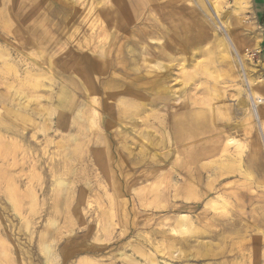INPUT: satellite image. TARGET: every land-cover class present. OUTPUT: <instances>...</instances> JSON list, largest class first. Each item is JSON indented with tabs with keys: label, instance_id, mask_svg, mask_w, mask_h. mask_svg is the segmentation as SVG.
Listing matches in <instances>:
<instances>
[{
	"label": "rangeland",
	"instance_id": "374dc122",
	"mask_svg": "<svg viewBox=\"0 0 264 264\" xmlns=\"http://www.w3.org/2000/svg\"><path fill=\"white\" fill-rule=\"evenodd\" d=\"M13 1L0 0V24L3 21L8 29L10 24L12 30L3 32L0 26V48L10 51L14 58L21 53L36 60L35 54L38 50L34 49L32 40L40 37L49 42L48 49L41 50L42 53L51 54L57 59L58 68L64 66L69 73H74V78L76 73L79 75L84 72L86 59L94 58L93 53L106 51L110 69L113 73H118L122 84L140 82L143 85L131 90L142 98L135 120L122 119L118 115L120 102L131 93L125 92L124 89L128 88L121 87L119 91L103 93L98 97L105 137L112 144L113 139L119 143L112 146L108 144L111 147L112 165H109L107 171L101 169L97 161L95 129L89 128V123L84 122L81 124L84 129L80 130V125L76 126L72 122L70 110L66 111V121L70 119L67 122L70 130L68 134L64 132L62 135L68 137V151L72 157L68 166L74 173L66 176L70 186L63 194L60 193L59 205L55 207L49 160L52 153L58 151L56 143L62 137L61 134H55L60 114L58 106L53 110L56 114L54 121L44 124L45 120L38 116L33 121L34 127H28L29 135L38 136L34 141L41 144L45 143L43 138L46 136L44 130L47 126L52 131L49 133L53 143L46 149L47 166L42 164L43 171L38 172L43 190L40 186L36 190L31 184H34V175L36 184L38 179V174H34L30 167L33 164L30 162L33 161L31 155L27 154V158L24 153L18 154L17 165L10 171L9 180L16 179L19 183H26L20 189L27 203L22 216H15L17 213L12 210L0 187V219L6 226L5 229H0V233H4L3 238L12 246L10 255L17 259L14 264H45L42 242L48 243L53 251L49 264H82L84 260L95 264H158L162 261L171 264H264V143L255 119L253 122L239 106L247 98L248 87L241 62L246 53L252 59L244 57L250 65V74L256 81L261 82L258 91L264 97V63L261 53L256 50L260 28L254 13L253 0H144V6L134 7L136 10L132 15H126V23L120 22V19L110 13L109 9L114 6L113 0ZM200 1L205 4L206 9H202ZM213 3L219 5L222 14L227 17L228 34L223 29H217L221 24L213 12ZM100 32L103 34L100 35ZM108 33L114 34L115 38L111 44L105 45L104 42H108ZM120 58L125 62L124 69L129 73L124 72L127 75L114 70L116 61ZM25 61L30 62L27 59ZM155 61H159L164 67L157 75L164 76L163 83L159 85L162 93H158V96L152 89L149 91L150 85L144 86L147 82L144 77H155L148 75L150 70L146 64L153 66ZM18 64V59H14L10 66ZM4 66L0 61V68ZM205 67L214 76H209L210 72L206 74L203 71ZM185 72H197V77L191 82L185 79L186 86L182 85ZM95 76L103 90L114 82L105 76ZM113 78L116 79V76ZM76 80V86L82 89L81 78L78 76ZM240 91L243 93L240 94ZM70 92L77 103L82 105L86 93L74 90ZM0 96L6 100L10 97L2 85ZM17 101L22 103L15 97H10L8 102L9 105H17ZM199 102L200 105H197ZM212 105L215 112L220 109L221 115H218L211 131L194 143L183 145L178 141L175 124L180 115ZM103 106L106 111L101 108ZM42 110V107H38L34 113L39 114ZM18 114L19 112L16 113ZM263 114L264 108L261 110L264 118ZM15 122L18 128L27 127L21 120L16 119ZM236 124H243V127L237 128ZM108 126L114 128L107 137L105 128ZM228 136L242 143L240 150L235 153L236 160H224L218 154L208 157L211 149L225 146L224 139ZM73 137H77L78 141L73 142ZM41 152L42 150H38L37 153ZM190 154L201 155V160L192 164L187 159ZM137 160L140 162H136ZM215 160L218 162H214ZM233 165L235 166L232 169ZM190 169H195L192 178L186 175ZM110 172L113 175L111 179L107 175ZM156 187L162 191L161 199L154 196ZM251 190L254 192H250ZM115 191L117 196H114ZM34 193L37 194L38 207L31 206L32 200L36 198ZM108 196L120 199L118 208L114 210L118 209V218L113 227L109 220L113 211L110 213ZM217 198L228 200L226 204L215 201L213 206L210 202ZM185 203H191L197 208L189 214L194 221L193 231L189 236L177 234L175 220L178 215L171 217L169 212L172 207ZM106 212L108 216L105 219L100 218V214ZM198 214H205L206 217L201 219ZM27 218L31 221L29 227L25 221ZM94 249L101 250L104 254L93 256L83 253Z\"/></svg>",
	"mask_w": 264,
	"mask_h": 264
},
{
	"label": "bare ground",
	"instance_id": "6f19581e",
	"mask_svg": "<svg viewBox=\"0 0 264 264\" xmlns=\"http://www.w3.org/2000/svg\"><path fill=\"white\" fill-rule=\"evenodd\" d=\"M207 1L211 2L212 0H207ZM113 2H114V6L111 7L109 9V11H110V13H112V15L114 17H116L117 19H120V22H123V23H126V18H128L126 15L131 16L132 13L136 10V8H134V7H142V6H144V0H113ZM105 3H107V2H105ZM171 4H172V2H171ZM199 5H202L201 6L202 9L203 8L206 9L205 8V4L204 3H201V1L199 2ZM212 9H213V12H214V14L216 16V19L221 24V26H218V23H217V26H218L217 29H223L228 34V32H229V29H228V20L226 19L227 17L222 14L221 7L219 5L213 3L212 4ZM10 12H12V9H11ZM131 19H133V18L131 17ZM136 19H137V16H136ZM160 23H161V21H160ZM0 26H1V29L3 30V32L8 29V26L3 21L1 22ZM9 29L11 30L10 24H9ZM113 29H115V28H113ZM68 34H70V33H68ZM99 34L102 35L103 33L101 34V32H100ZM77 35H78V33H77ZM27 36H28V34H27ZM106 37L108 39V42H104L105 45L111 44V42L115 38L114 34H111V33H108V35ZM123 37H124V35H123ZM131 38H132V36H131ZM68 40H70V39H68ZM32 41H33L34 49L35 50H38V51H36V54H35L36 60H33L30 57H26V56H24L21 53H18L17 54V58H14L13 54L10 51L3 50V49L0 48V61L3 62V66L5 65L3 68H0V85H2V86L5 87V91H6L7 95H8V97L9 96L10 97H15L18 100L20 99L22 101L21 104L18 103V101H17L16 102V103H18L17 105H14V103H10V105H9V102L8 101L10 100V97L8 98V100H6L3 96H0V187L3 190L4 197L7 199L8 203L12 207V210L15 213H17V215H15V216H19V215L22 216V212L24 210H26V209H24V206H25V204H27V203H25L24 197L22 196L21 190H20L22 188V186L24 184H26V183H19V181L16 180V179H11L12 180L11 181L8 178L11 175V173H10L11 169H13L17 165V156H18V154H23L24 153L26 156H27V154L28 155H31L30 158L33 157V161L30 160V162H33V164L30 165V167H32V169H33L32 172L34 174H38V179H37V184H36L35 183V181H36L35 176L36 175H34L32 177L33 178V181H34V184L33 183H31V184L33 186H35V189L36 190L38 189V186H40L42 188V190H43V187L41 186L42 179H40V177H39L40 176V173H38V172L39 171H43L42 164H45L47 162V159H46V152H47V150L46 149L47 148H50L51 143H53V142H51L53 140L50 138L51 137V134L49 133V131H51V129L50 128H47V126H46V129L44 130L46 136H44V138H43V140H45V143L38 144V142H35L34 141L36 139V137H38V136L35 137V134H33L32 136H30L29 135L30 133L28 131V127H30V128L34 127L33 121H35L38 116L40 118L42 117L45 120V123L44 124H46V122L49 123L50 121L51 122L54 121L53 119H54V116L56 114H55V111L53 112V110H55L54 108H56L58 106V109L60 110V114L58 116L57 128H56V131H55L56 133L55 134H61L62 135L64 132L66 134H68V132L70 130V127L67 124V122L70 121V119L68 121H66V111L69 109L70 112H71L70 115L73 118L72 119V122L74 124H76V126H77V124L80 125L79 126V129L80 130L81 129H84L83 126L81 125L84 122L89 123V128L95 129L96 138L94 139L95 140L94 142L96 144V147L98 148L96 150L97 161H98V163L100 165V168L107 171V169L109 168V165H112V164H110V161H111V150H110V148L111 147L109 148L108 144L110 146H112L113 144L115 145V143H117V144H119V143L118 142H115L114 139L112 138L113 139V141H112L113 144H112L111 141L110 140L108 141L107 138L105 137L104 130L102 129L103 128L102 127V124H103L104 121H102V118L100 116V113H101V112H99L100 108L98 109V107L101 106L100 105L101 103L99 104V102H98V97L101 94H103V93L110 94L111 92H114L116 90L119 91L121 87L128 88V89H124L125 92H131L132 89H135V88L138 89V88H140V85H142V83H140V82L139 83H132V84H129V85L122 84V81H121L122 79H121V77L118 76V73H113V71H111L110 65L108 64V61L106 60L107 59L106 58L107 57V53H106V51H104L102 53H93L94 58L89 57L88 59H86L87 60V65H86V67L84 69V72H82V74L80 73L79 75H78V73H76L75 76L76 77L79 76V78H81V82L80 83H82L81 84L82 89H80V86H76V81L77 80H76V77L75 78L73 77L74 73H73V75H72V73H69V70H67L66 68H64V66L58 68V62H57V59L56 58H54L49 53L48 54L42 53L41 50L48 49L47 48L48 47V43H49L48 40L47 39H41L39 37V38H34ZM12 44H13V42H12ZM26 46H27V44H26ZM88 56H90V55H88ZM101 57H102V59H100ZM244 57L245 58H248L249 60H252L251 59V56L249 54H247V53H246V55ZM244 57H243V59H242L241 62H242L243 68L245 70V84H247L248 90L246 91L247 92V98L245 100H242L240 102V105L239 106H241V109L243 111H245V113H246L245 115H247V117L249 116V117L252 118L253 122H254V119H255V122H256L257 127H258V130H259V134L261 135V138L263 139V143H264V118L261 115V110L264 108V97L258 91V89H259L258 87H261L260 86L261 85V82L256 81L255 78L252 77V75L250 74V65L246 63V60L244 59ZM235 58H236V56H235ZM11 59L13 61H14V59H18L19 64L16 65V66H13V67L10 66L11 65V62H12ZM25 59L29 60L30 62L29 63H26ZM155 63L156 64L153 65V66H150L151 65L150 63L149 64H146V66L148 67L147 69L150 70V72L148 73V75H152V76L154 75L155 77H152V78L144 77V79H147L146 80L147 82L144 83V86L150 85V87H148L149 88V91H150V89H152V91H154L155 94L157 93L156 95L158 96V93L160 95L162 93L160 91L159 85H161L163 83L164 76H163V74H160L159 76H157V75H158V71H163L164 67H163V65L159 61H155ZM124 68H125V62H123L121 58H120L119 61L117 59V61H116V67H114V70L120 71L122 73L125 71L128 74L129 72H127ZM2 71H3V73H2ZM203 71L207 74V72L208 73L210 72V69L208 67H205L203 69ZM125 72H124V74L127 75ZM9 74H12V76H10ZM95 74L96 75H99V76H105L107 78H110V80H112L114 82H112L109 85H107L105 87V90H103V88L99 85L98 78H96ZM184 74H185V78L183 79L184 81L182 83V85H184V86L187 85L185 79L188 80V82H191L192 79H195L197 77V72H195L194 74H190V73L185 72ZM210 75L211 76H214L212 72H210L209 76ZM113 76H116V79L113 78ZM138 79L140 80V78H138ZM157 88H159V89L157 90ZM70 89L71 90H74V92H81L82 94L83 93H86V97L84 96V101H83V104L82 105H80V104L77 103V101L75 100V97L72 96V94L70 92L71 91ZM56 91H58V92H56ZM239 93L241 94V93H243V91H240ZM108 97H110V96H108ZM114 99H116V98H114ZM164 99H166V98H164ZM13 101H14V99H13ZM141 101H142V98L139 95L135 94L134 92H131L130 95L126 96L124 98V100L120 102L121 108H120V111L118 113L119 118L121 117L122 119L135 120L136 115H137L136 112H137V109L139 108V106L141 104ZM196 102H198V101H196ZM200 102H199V104L197 103V105H200ZM207 102H210V101H207ZM208 106H210V105H208ZM38 107H42L43 110L41 111V113L35 114L34 112H35V110H37ZM101 108L103 109V111H106V109H105L104 106L101 107ZM87 109H88V111H86ZM218 109H219V107H218ZM17 112H19L18 115H16ZM218 112H215V110L213 109V105H212V107H209V108L207 107L206 109L197 108V109L189 110V111L183 113L182 115H180V117L178 118V121L175 124V134L177 135V136L176 135L175 136L177 137L178 141H180L184 145L185 143H189L190 144V143H194V142L202 139L204 136H206L211 131V127L214 125V123L217 122L218 115L219 116L221 115L220 109L218 110ZM224 114H226V113H224ZM115 116H116V114H115ZM15 117H16V119L21 120L24 124H26L27 127L18 128L16 126V122H15L16 119L14 120ZM175 120H177V119H175ZM40 121H43V120H40ZM238 126L239 127H243V124H238L237 125V128H238ZM113 128L114 127H112V126H108V128H105V131L107 133V137H108V133H110ZM227 128H228V126H227ZM97 132H100V133L98 134ZM55 137H56V135H55ZM58 139H59V137H58ZM17 140H19V141H17ZM72 141L73 142H77L78 141V138L77 137H73L72 138ZM67 142H68V137H66L65 135H62L61 141L59 143H56V148L58 149V151L56 153H52V157H50V160H49L50 161V177L53 179V188H51L52 191H53V195H54V198H53L54 201L52 200L53 201V207H55V205H59L58 203L60 201V197H61L60 195L63 194L62 192L65 189L68 190V188L70 186V181L66 179V176L68 174L71 175L72 173H74L73 171H71L69 169V166H68L69 163L72 161L71 160L72 157L70 155V152L68 151V148L69 147L67 145ZM119 142H121V141H119ZM126 142H128V141H126ZM224 142H225V146L224 147H222V148L215 147L214 149H211L209 151V155H207V156L208 157H212V156H216L218 154V155H220L219 158H221V159L222 158L223 159L224 158L234 159L235 153H237L238 152V149L241 148V144L242 143H240L236 138H233V137H230V136L226 137L224 139ZM89 148H90V146H89ZM38 150H42V152L40 154H38L37 153ZM30 152H31V154H30ZM130 153H131V151H130ZM132 155H133V153H132ZM194 155L195 154H192V155L190 154L187 159L189 161L193 162L192 164H197L201 160V155H197V156H194ZM27 158H28V156H27ZM236 158L234 160H236ZM224 160H226V159H224ZM146 161H148V159ZM176 161H177V159H176ZM136 162H138V160ZM214 162H218V160L217 161L215 160ZM223 162L225 163V161H223ZM235 163H237V162H235ZM175 164H177V163H175ZM215 164H218V163H215ZM203 166H204V164H203ZM205 166H206V164H205ZM234 166L235 165H233L231 168L233 169ZM221 168H219V169L221 170ZM237 168L238 167H236V169ZM177 169H179V168H177ZM219 169H217V170H219ZM226 171H227V169H226ZM228 171H229V169H228ZM240 171H241V169H240ZM194 172H195V169H190V170H188V172L186 173V175L189 178H192L194 176ZM232 174H234V173H232ZM239 174H240V172H239ZM107 175H108V178L109 179H111L113 177L112 172H110V174H107ZM67 177H69V176H67ZM219 179H221V178H219ZM29 180H28V182H29ZM31 182H32V180H31ZM42 185H43V183H42ZM45 186H47V184ZM189 187L191 188V186H189ZM155 189H157L156 192L152 190L153 192L156 193V195H154V196L156 197V199H159V198L161 199V197H162V191L158 187H156ZM26 190H27V187H26ZM32 190H34V189H32ZM198 192H196V193H198ZM250 192H254V191L251 190ZM115 194L116 195H114V196H117V191H115ZM138 194H140V193H138ZM36 195L37 194L34 193L33 196L36 197V198L34 200L31 199L32 200L31 206H37L38 207L39 203H38V200H37V196ZM151 195H153V194H151ZM108 197L110 198V207H111L110 213H111V211H113L112 212V215L110 216V219L109 220L113 223V224H110V226L113 227L115 225L116 218H118V213H117L118 209L116 211H114V210L116 209V207L118 208L117 205H118L120 199L117 198V197H110V196H108ZM114 198H117V199L113 200ZM142 198H146L147 199L146 196L145 197L142 196ZM221 198H217L216 200H214V201H212L210 203L213 206H214V203H216L215 201H217V203H218V201H220L222 203L225 202V204H226V201L228 199L226 201L225 200L222 201L223 199H221ZM183 199H184V196H183ZM192 201H193V199H192ZM191 203H185V204H182L179 207H172V209L169 210L170 215H172L171 217H174V215H178V218L175 220V223H176V225H175L176 227L175 228L177 229L175 231H177V234L178 233H181L180 234L181 236L183 234H187L189 236V234H191V232L193 231L192 228L194 226V221H193V219H191V217L189 216V214H191L194 211H196L197 208L196 207H193V205H191ZM209 207L207 206L208 209H209ZM157 208L158 209H161V207H157ZM224 208H223V210H224ZM210 209H211V207H210ZM34 210L35 209H33V211ZM54 210H55V208H54ZM56 210H58V209H56ZM68 211L70 213L71 210L69 209ZM152 212H153L152 214H154V211H152ZM225 212H227V211H225ZM106 216H108V212L100 214V218H102V219H105ZM198 216L201 219H203V218L206 217L205 214H198ZM121 217L122 216L119 217L120 220H121ZM69 219L71 220V218H69ZM97 220L99 221V217L97 218ZM25 221H26L27 227H29L31 225L30 219L27 218ZM69 223H68V225H69ZM1 228L2 229L3 228L5 229L6 226L4 225L3 221L0 219V229ZM108 229H106L107 232H108ZM2 234H4V233H2ZM2 234L0 233V264H10V263L11 264L12 263L14 264V262L17 259H15V258L13 259L11 257V255H10L11 254V251H12L11 250V247L12 246H10V242L9 243L7 242L8 240H5L3 238V235ZM125 234H126V232H125ZM166 234H167V232H166ZM166 234H165V236H166ZM5 235H6V233H5ZM9 236H11V234ZM193 237H195V236H193ZM166 238H164V239H166ZM104 239H106V238H104ZM169 244H170V242H169ZM177 248H179V247H177ZM41 249H42V253L46 256V263L45 264H49L50 261H51L50 258L52 257V254H53V251H52L50 245L48 243H46V242L45 243L42 242ZM179 251H182V250L179 249ZM138 252H140V251H138ZM83 253H86V254L88 253V254H91L93 256H101V255L104 254L103 251L96 250V249H94L93 251H86V252H83ZM172 255H173V253H172ZM145 256H144V258L146 259ZM167 256H169V255H167ZM151 257L152 256H150V258ZM124 258L126 259V257H124ZM147 258L150 259L149 257H147ZM149 261H151V260H149ZM146 262L148 263V261H146ZM162 262L161 263L158 262V264H171V263H168V262H163V263ZM82 264H95V263L94 262H91V261H88V260H84V261H82ZM149 264H150V262H149Z\"/></svg>",
	"mask_w": 264,
	"mask_h": 264
},
{
	"label": "crops",
	"instance_id": "0c3cea01",
	"mask_svg": "<svg viewBox=\"0 0 264 264\" xmlns=\"http://www.w3.org/2000/svg\"><path fill=\"white\" fill-rule=\"evenodd\" d=\"M253 9L260 28V37L256 50L261 53L264 63V0H253Z\"/></svg>",
	"mask_w": 264,
	"mask_h": 264
}]
</instances>
